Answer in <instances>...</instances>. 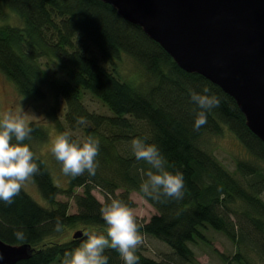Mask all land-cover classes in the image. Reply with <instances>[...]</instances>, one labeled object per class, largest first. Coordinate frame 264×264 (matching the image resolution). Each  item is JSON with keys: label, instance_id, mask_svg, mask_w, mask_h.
<instances>
[{"label": "trees", "instance_id": "16d2710c", "mask_svg": "<svg viewBox=\"0 0 264 264\" xmlns=\"http://www.w3.org/2000/svg\"><path fill=\"white\" fill-rule=\"evenodd\" d=\"M10 12L24 24L5 23ZM123 55L141 65L146 81L133 84L116 68L106 66ZM52 62L58 66L54 71L50 70ZM0 71L22 94L45 99L52 93L55 104L47 112L61 133L67 128L57 115L60 98L72 129L90 123L84 128V140L71 137L81 143L88 137L100 141L96 175L67 176L68 188H62L33 148L34 141L47 139L46 129L41 123H29L32 132L24 143L30 145L39 167L31 180L48 206L23 187L11 205L0 202V238L34 249L28 259L15 264H63L64 253L79 247L85 234H107L101 209L110 203L109 196L132 208L136 205L130 198L133 190L158 211L149 220L135 217L139 233L162 240L173 250L168 258L158 260L137 247L139 264H203L190 243L208 241L203 232L208 227L236 243L238 250L232 257L222 254L225 264H260L249 258L242 244L264 260V142L248 127L231 95L207 77L181 68L141 26L123 18L113 5L101 0H0ZM204 88L217 97L219 106L206 113L207 123L196 131L193 125L200 109L191 93L203 94ZM87 92L100 99L112 115L90 111L83 101ZM226 126L252 156L237 160L234 172L200 145L204 134H219ZM137 137L159 147L168 171L183 173L182 199L154 201L140 191L151 166L135 159L131 142ZM95 186L105 191V202L94 195ZM78 188L83 191L79 193ZM118 189L123 191L117 193ZM61 193L74 197L77 212L71 213L69 203L58 200ZM236 202L244 206L240 229L232 215ZM57 219L63 224L59 233L54 231ZM79 227L83 236L67 235ZM16 230H23L25 239L17 240ZM105 255L108 264H124L116 250L108 248Z\"/></svg>", "mask_w": 264, "mask_h": 264}, {"label": "water", "instance_id": "95a60500", "mask_svg": "<svg viewBox=\"0 0 264 264\" xmlns=\"http://www.w3.org/2000/svg\"><path fill=\"white\" fill-rule=\"evenodd\" d=\"M101 1L141 26L181 68L231 95L248 127L264 142V0ZM33 252L30 244L0 238V264H15Z\"/></svg>", "mask_w": 264, "mask_h": 264}, {"label": "clouds", "instance_id": "9594fccd", "mask_svg": "<svg viewBox=\"0 0 264 264\" xmlns=\"http://www.w3.org/2000/svg\"><path fill=\"white\" fill-rule=\"evenodd\" d=\"M191 100L200 111L194 121V130L198 131L207 123V112L219 106V100L210 94L208 88L203 94L191 93ZM32 128L23 113L5 112L0 116V202L11 205L22 187L35 174L39 167L30 145L24 143L30 138ZM15 140V143H13ZM100 141L88 137L79 142L71 137L70 132L60 133L51 146V153L56 161L62 164L65 176L77 177L85 172L95 176L99 163ZM132 152L136 160H143L151 166L147 171V179L140 185V191L154 201L161 197L182 199L184 195V175L180 171L170 172L166 168V158L156 144L147 143L146 138H135L131 142ZM109 201L101 209V216L107 228L106 235H87L79 247L64 253L63 264H108L109 257L105 250H116L124 264H139L136 249L141 242L139 226L132 208L121 199L109 196ZM63 230L62 222L57 219L54 231ZM17 240L25 239L23 230H16ZM4 254L0 253V261Z\"/></svg>", "mask_w": 264, "mask_h": 264}, {"label": "rangeland", "instance_id": "374dc122", "mask_svg": "<svg viewBox=\"0 0 264 264\" xmlns=\"http://www.w3.org/2000/svg\"><path fill=\"white\" fill-rule=\"evenodd\" d=\"M4 22L18 26H22L24 24L23 19L14 12H10L7 21ZM106 66L109 69L116 68L123 79L128 80L133 84H140L143 81H146L147 75L145 74L144 69L128 55H123L121 58L116 59L113 63H106ZM50 67L51 71L58 68V66L53 62ZM83 101L90 111L112 115L110 109L100 99L89 92L84 94ZM54 104L55 98L52 93H49L45 99L22 94L16 84L0 71V116H2L5 112H19L23 113L29 123L38 122L43 125L48 133V137L45 141L33 142L35 154L42 158L49 166L55 183L62 188H68V177L62 173V167L51 153V146L56 137L61 133L47 112ZM65 113L66 104L64 100L60 98L57 110V115L60 121L64 124L70 134L75 135L79 140H84V128L90 126V123L85 121L79 127L72 129L66 122ZM200 145L208 152H212L227 169L233 172L236 169L237 160L252 158L248 149L239 140L236 134L227 126L219 134H204L200 139ZM23 188L39 203L48 206L47 201L42 196L37 185L31 179L25 183ZM77 191L81 193L83 188H78ZM122 191L123 189H118L117 193H121ZM93 193L101 202H105L108 197L103 188L100 186H95ZM57 198L58 200L67 201L69 203V211L71 213L78 211L74 197H69L65 193H61ZM130 198L136 204L132 207L135 217L141 220H149L153 214L158 212L155 207L151 205L139 192L135 190L131 191ZM261 198L264 200V191L261 194ZM232 208L236 211L232 215L238 225V229H240V222L242 221L241 215L244 206L241 202H236L232 205ZM79 229H82V227L70 230L67 235L70 237ZM203 232L208 238V241L199 239L196 242L190 243V246L195 251L196 258L199 262L203 264H225L222 254L232 257L237 252L238 248L236 243L225 233L217 231L211 227L203 229ZM140 237L141 242L137 247H140L143 253L147 256L160 260L168 258L173 252L172 248L162 240L143 233H140ZM241 246L242 250L248 254L250 259L252 258L256 262L263 264L264 260L260 258L258 253H255L256 251H251L246 248L244 244Z\"/></svg>", "mask_w": 264, "mask_h": 264}]
</instances>
